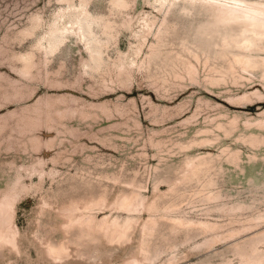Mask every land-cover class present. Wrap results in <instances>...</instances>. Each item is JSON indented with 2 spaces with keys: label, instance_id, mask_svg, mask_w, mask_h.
Returning <instances> with one entry per match:
<instances>
[{
  "label": "rangeland",
  "instance_id": "obj_1",
  "mask_svg": "<svg viewBox=\"0 0 264 264\" xmlns=\"http://www.w3.org/2000/svg\"><path fill=\"white\" fill-rule=\"evenodd\" d=\"M172 1L0 0V264H264V40Z\"/></svg>",
  "mask_w": 264,
  "mask_h": 264
},
{
  "label": "bare ground",
  "instance_id": "obj_2",
  "mask_svg": "<svg viewBox=\"0 0 264 264\" xmlns=\"http://www.w3.org/2000/svg\"><path fill=\"white\" fill-rule=\"evenodd\" d=\"M168 0H159L161 4H164ZM180 0H173L172 2H177ZM189 3L195 4L197 2H205L211 5H216L222 9L223 20H226L229 23H236L243 27L242 34L240 35L241 40L236 41V46L238 49H248L254 46L256 43H259L264 40V0H183ZM87 11L82 10L76 17L74 22L69 21L62 24V26L56 25L52 30L53 34L60 33L61 35H66L73 30V26H77V30L81 38L86 37V28L88 32L91 31V26L85 25L84 20L81 19L83 15H86ZM64 15H61L60 18L64 19ZM71 24V27H68L67 24ZM147 28V27H146ZM49 46L53 49L57 47L59 39L57 37H51L47 40ZM145 43V42H144ZM62 44V43H61ZM87 45H89L87 43ZM90 46V45H89ZM88 46V47H89ZM89 49H91L89 47ZM95 54H99V51L95 49ZM238 61L246 64H249L251 61L246 57H239ZM236 62V60H235ZM133 196V195H132ZM2 204V203H1ZM0 204V212L3 213L7 220L11 218L13 214L11 210V204L3 203ZM120 204L127 211H137L139 208L143 207L142 202L137 199L136 195L133 197H125L120 201ZM83 218V217H82ZM81 218V219H82ZM80 219V220H81ZM104 221V220H103ZM92 223V219L88 221ZM105 223V221H104ZM11 224L13 222L11 221ZM108 223H105V225ZM182 224V223H181ZM103 228V227H102ZM104 229V228H103ZM130 229V221L124 226H121L117 220H113L110 224L107 225V231L111 235L122 238L126 236L128 230ZM105 230V229H104ZM16 236V231L14 225H9L3 232H0V240L3 242H13ZM14 243V242H13ZM54 252V251H53Z\"/></svg>",
  "mask_w": 264,
  "mask_h": 264
}]
</instances>
